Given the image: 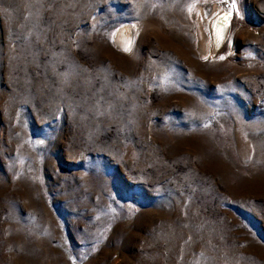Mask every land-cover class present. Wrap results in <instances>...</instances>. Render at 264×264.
Masks as SVG:
<instances>
[{"label": "rangeland", "instance_id": "rangeland-1", "mask_svg": "<svg viewBox=\"0 0 264 264\" xmlns=\"http://www.w3.org/2000/svg\"><path fill=\"white\" fill-rule=\"evenodd\" d=\"M0 264H264V0H0Z\"/></svg>", "mask_w": 264, "mask_h": 264}, {"label": "bare ground", "instance_id": "bare-ground-1", "mask_svg": "<svg viewBox=\"0 0 264 264\" xmlns=\"http://www.w3.org/2000/svg\"><path fill=\"white\" fill-rule=\"evenodd\" d=\"M229 4V3H228ZM202 31L204 39L201 43V50L204 55L212 56L219 52L229 42L235 25V15L231 12V7L224 5H206L203 8ZM228 20L225 23L223 17L227 14ZM217 28L222 29L219 39L217 37ZM118 45L127 47L132 42V38L128 35L126 28L122 27L116 36Z\"/></svg>", "mask_w": 264, "mask_h": 264}, {"label": "snow or ice", "instance_id": "snow-or-ice-1", "mask_svg": "<svg viewBox=\"0 0 264 264\" xmlns=\"http://www.w3.org/2000/svg\"><path fill=\"white\" fill-rule=\"evenodd\" d=\"M233 3H234V0H233ZM229 15H230V13L227 14V15H225V16L223 17V21H224L225 23L227 22V20H228V16H229ZM221 31H222V29L217 28V37H218V39H219V36H220ZM123 50H124V51H129V48L125 47ZM205 59H207V57H205ZM220 59H224V57H220Z\"/></svg>", "mask_w": 264, "mask_h": 264}]
</instances>
